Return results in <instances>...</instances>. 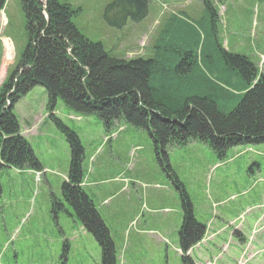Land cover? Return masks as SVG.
I'll return each mask as SVG.
<instances>
[{
	"label": "rangeland",
	"instance_id": "374dc122",
	"mask_svg": "<svg viewBox=\"0 0 264 264\" xmlns=\"http://www.w3.org/2000/svg\"><path fill=\"white\" fill-rule=\"evenodd\" d=\"M113 1L59 0L77 11L72 22L82 36L126 60L151 55L169 16L203 19V0H151L144 20L116 30L103 19ZM205 1L218 12L217 42L248 58L264 77V1ZM25 24L20 1L5 0L0 86L21 61ZM47 104L45 91L34 86L12 110L40 171H0V264H101L99 244L62 199L70 152L50 114L80 141L82 190L108 232L116 264H182L181 190L206 229L191 251L194 264H264V144L230 148L221 159L199 142L168 146L159 163L143 130L119 125L106 131L94 115H76L60 100L48 113Z\"/></svg>",
	"mask_w": 264,
	"mask_h": 264
},
{
	"label": "trees",
	"instance_id": "16d2710c",
	"mask_svg": "<svg viewBox=\"0 0 264 264\" xmlns=\"http://www.w3.org/2000/svg\"><path fill=\"white\" fill-rule=\"evenodd\" d=\"M19 1L27 44L17 69L0 86V171H40L12 112L34 86L45 91L48 113L60 100L76 115L96 116L106 131L119 125L143 130L159 163L168 146L199 142L221 159L230 148L264 144V77L248 58L226 52L217 42L219 17L209 2L202 1L199 23L183 13L169 16L151 55L126 60L82 36L72 22L78 13L70 5L59 0ZM150 2L114 0L103 19L116 30L127 22L137 24L146 18ZM48 118L64 135L70 152L62 199L99 244L101 264H116L108 232L81 187L80 141L53 115ZM180 202L181 262L194 264L185 254L201 241L205 229L193 218L183 190Z\"/></svg>",
	"mask_w": 264,
	"mask_h": 264
},
{
	"label": "water",
	"instance_id": "95a60500",
	"mask_svg": "<svg viewBox=\"0 0 264 264\" xmlns=\"http://www.w3.org/2000/svg\"><path fill=\"white\" fill-rule=\"evenodd\" d=\"M43 14H44L45 19L47 20V16H46V14H45V13H43Z\"/></svg>",
	"mask_w": 264,
	"mask_h": 264
}]
</instances>
